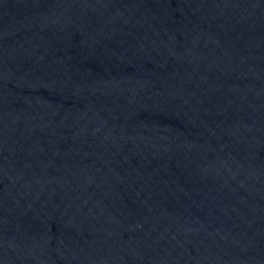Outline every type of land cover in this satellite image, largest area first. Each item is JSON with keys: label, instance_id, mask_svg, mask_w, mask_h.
<instances>
[{"label": "water", "instance_id": "1", "mask_svg": "<svg viewBox=\"0 0 264 264\" xmlns=\"http://www.w3.org/2000/svg\"><path fill=\"white\" fill-rule=\"evenodd\" d=\"M0 264H264V0H0Z\"/></svg>", "mask_w": 264, "mask_h": 264}]
</instances>
